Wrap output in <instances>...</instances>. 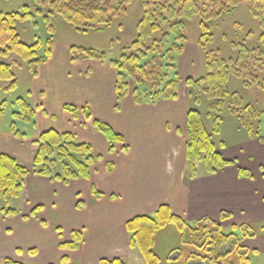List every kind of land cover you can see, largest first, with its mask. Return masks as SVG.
I'll return each instance as SVG.
<instances>
[{
    "label": "trees",
    "instance_id": "1",
    "mask_svg": "<svg viewBox=\"0 0 264 264\" xmlns=\"http://www.w3.org/2000/svg\"><path fill=\"white\" fill-rule=\"evenodd\" d=\"M135 0H34L38 7L36 15H44L48 21L51 17L60 16L71 24L77 32L86 34L89 31H100L110 28L116 20L129 15V8ZM144 13L136 25L137 37L126 48L118 59H109L105 52L95 49H83L72 46L71 60L77 63L83 60L109 62L116 70L115 110L120 111L122 102L131 94L138 106H156L164 101H176L179 98L178 58L184 53L189 41L186 34L185 21L199 17L200 36L196 40L199 49L205 53L207 73L200 79H188L186 85L190 91L194 105L201 104L205 96L212 101L211 111L222 112L225 100L230 97L229 83L232 76L248 79L253 77L250 62L256 68H263L261 58L263 52L251 50L254 56L243 49L237 62L218 59V51L209 49L214 43L211 33L213 23L225 15H230L246 5L250 15L259 23L264 31V0H141ZM46 10V14L43 11ZM35 14L29 6L20 12H0V88L1 83H8L5 93L16 91L18 80L13 65L3 61L13 55L22 59L30 74L37 77L42 65L51 58L54 46L53 36L45 42L37 40L32 45L24 43L18 33L19 23L32 21ZM49 32L54 34L50 25ZM264 42V33L261 37ZM242 48H245L242 46ZM246 49V48H245ZM211 50V51H210ZM42 54V55H41ZM245 57V58H244ZM243 73V74H242ZM254 78V77H253ZM255 79V78H254ZM255 81V80H254ZM264 91V81L261 82ZM131 88L133 90L131 91ZM30 96L31 94L28 93ZM238 94H232L230 112L239 119L246 128L249 137L264 142L263 125L264 109L257 111L243 105ZM17 111L13 113L15 121L35 125L36 109L27 98L16 101ZM7 109V102H0V129ZM64 110L78 120L81 116L92 124L108 144V154L115 152L116 146L122 144L126 151L125 138L117 133L109 124L94 119L92 110L85 106L81 109L74 105H65ZM258 120V127L254 125ZM222 118L215 119L212 131L207 128L205 116L195 108L187 113V141L185 159L188 168V180L199 176V167L203 166L208 175H217L236 162L225 157L226 143H217L216 136L222 132ZM11 134L18 139H26V134L19 131L16 123L10 127ZM37 154L32 162L35 175L49 178L68 185L71 181L90 180L92 168L103 158L95 156L93 147L86 143H78L72 133L60 134L49 130L40 134L35 142ZM108 171L113 164L107 163ZM58 171V172H57ZM240 177L252 178L248 170L238 168ZM29 172L20 162L10 155H0V202L5 204L2 215L14 217L20 214L11 207L13 201L23 195L25 181ZM97 198L103 195L93 190ZM79 208L82 204L79 203ZM41 208L32 212L37 217ZM231 215L222 212L218 220L204 217L190 223L176 216L171 208L162 205L151 216L136 217L127 223L129 245L137 249L147 264H254L253 257L257 252L244 243L259 237V228L255 224L235 225L233 232L224 231V222ZM168 227H174L178 242L166 257L158 252V239ZM264 233V226L260 229ZM84 241L82 232L71 233V242L64 243L61 248L76 251ZM30 255L35 251H29ZM0 264H24L5 259ZM61 264H70L63 259ZM100 264H126L123 259H103Z\"/></svg>",
    "mask_w": 264,
    "mask_h": 264
},
{
    "label": "crops",
    "instance_id": "2",
    "mask_svg": "<svg viewBox=\"0 0 264 264\" xmlns=\"http://www.w3.org/2000/svg\"><path fill=\"white\" fill-rule=\"evenodd\" d=\"M70 49L54 43L51 58L41 66L37 77L32 76L38 94L33 90L27 99L36 109L34 127L38 138L49 130L60 134L72 133L79 142L91 145L95 156L103 159L92 168L90 180L71 181L68 185L35 175L33 171L28 174L23 195L18 199L20 208L17 211L20 214L14 217L2 215L10 219L11 224L0 220L2 261L8 258L22 262L21 259H26L24 255H29L30 260L46 264H61L63 259L70 264H100L103 259H123L128 264L140 253L130 248L128 221L151 216L162 205L169 206L176 216L190 223L204 217L218 220L222 212L235 217L237 226L264 220V142L250 138L245 143H237L244 144L238 145L240 154L253 148L256 155H261L259 161H263L257 163V166L260 165L258 179L254 176L240 177L238 168L248 170V167L239 164L217 175L207 176L203 180L197 177L185 184L177 165V153L170 150V138L160 129L162 117L143 110L154 106H138L130 95L122 102L121 110L116 111L117 76L114 67L109 62L89 59L73 63ZM18 64L17 67H22L21 63ZM180 85L176 101H164L157 105L169 107L178 103ZM67 104L78 108L89 107L95 119L109 124L125 138V142L129 143L125 145L127 150L118 144L115 152L108 154L105 138L93 127L83 130L73 126L79 120L64 110ZM181 113V109L176 108L174 114L165 117H177ZM56 114L60 119H55ZM41 120L49 123L39 128L38 122ZM38 138L27 136L26 139H18L10 130L0 129V155L15 157L20 164H32L37 154L35 142ZM97 148L102 152L97 153ZM158 149H161L162 155ZM228 150L227 146L225 157L234 161ZM105 163H112L113 170L108 171ZM93 190L103 197L97 198ZM84 191H88L85 196ZM79 203L82 204L81 208L78 207ZM38 207L41 211L37 217H33L31 214ZM67 219L68 222L73 220L74 225L66 238L62 224ZM55 225L56 231L53 232ZM74 231L84 235L79 249L72 251L61 248L62 244L71 242ZM29 251H35V254L30 255Z\"/></svg>",
    "mask_w": 264,
    "mask_h": 264
},
{
    "label": "rangeland",
    "instance_id": "3",
    "mask_svg": "<svg viewBox=\"0 0 264 264\" xmlns=\"http://www.w3.org/2000/svg\"><path fill=\"white\" fill-rule=\"evenodd\" d=\"M24 6H29L32 12L35 14L34 20L19 23L17 26L18 33L24 43L32 45L37 40H42L45 42L50 38V36H53L54 43H56L58 47L70 48L75 46L83 49H95L97 51L105 52L109 59H118L121 54H123L124 50L128 48L136 39V25L144 13L142 1L135 0L131 4L129 8V15L126 18L116 20L110 28L102 29L100 31H89L86 34H81L60 16L51 17L47 21L44 15H36L35 12L38 7L35 5L34 0H0V12L3 13L20 12ZM45 12L46 10L43 11V14H46ZM185 23L186 34L189 38V41L185 45L186 52H184V54L179 59L180 69L178 70L180 72L179 81L181 84L180 99L178 100V103L172 104L169 107L163 104L154 106L152 108H143V110H149L158 113L159 117H162L161 122H159L160 129L170 138V142L172 144H170V150H173V153L178 154H175L179 160L177 165L181 169L185 184L190 182L188 180L189 173L185 159L187 141L186 116L190 108H195L202 112V114L205 116L207 128L210 131H212L214 128L215 119L218 116L222 118V132L220 136L215 137V141L217 143H226L229 149L228 154L232 159L235 158L234 161L236 164L245 165V167H248L247 169L250 171V174L252 173L251 175L254 176L255 179H258L260 177V165L257 166V163H262L263 160L259 161L262 159L261 155H256L253 148H249L244 152L242 151V155L240 154L238 145L244 144L237 143H245L251 139L246 128H244L239 122V119L231 115L230 107L232 94H238L244 103L241 107H237V109L244 110L247 106H250L257 111L264 109V91L262 90L261 86V82L264 81V67L256 68L253 61H251L250 72L255 79L253 77L244 79L232 76L229 83L231 94L230 97L225 100V107L221 113L217 111H211L209 109L212 101L208 100L205 96L202 97L200 105H194L193 99L190 96V91L186 86V81L190 78H203L207 73V69L205 65V53L199 49L196 43V40L201 34L199 29V17L187 20ZM50 25L54 28L53 35H51L49 32ZM211 33L214 37V43L213 45H210L209 49L213 50L214 52L218 51L219 60H226L227 62L232 61V65L238 67L237 59L240 52H243V49L249 52V58L254 56L253 53L251 54V50L259 49L263 52V56L261 58L264 62V42L261 39L264 31L260 28L259 23L250 15L246 5L242 6L236 12L230 15H225L221 19L215 21L213 23ZM242 46H244L246 49L242 48ZM16 60L22 64V67L13 65V70L18 80L17 90L5 93L4 90L9 84L1 83L0 102H7V109L4 119L1 122V129L2 131L10 130L12 123H16L18 130L26 134L29 138H38L37 130L34 125L21 121H15L13 117V113L17 111V99L27 98L28 93L33 90L35 91L36 95L38 94L37 85L34 83L27 64L15 55L7 59H3V61L9 64H13L14 62L16 63ZM132 90L133 88H131V91ZM130 98L133 100L132 94ZM34 103H36V98H34ZM176 108L181 109L182 113L180 115L177 117H172L171 115L165 117L170 113L174 114ZM146 114L149 115V113H144L143 115ZM55 119H60L59 114L55 115ZM47 120H49V118H47ZM78 120L79 122H76L73 125L76 128L88 130L92 127V124L87 122L83 116H81ZM258 120L259 119H254V125L256 127L259 125ZM260 121L263 125L264 135V118H261ZM46 122H43L42 120L39 121V128L43 127V124H46ZM53 122H55V120H53ZM141 126H143V124H141ZM178 131L180 132L178 133ZM93 133L96 134L95 131H93ZM77 141L79 143L78 139ZM96 152L101 153L102 150L97 148ZM158 152H160L162 155L161 149H158ZM21 165L26 168L29 173L32 172L31 163H26L25 165L21 163ZM117 165L119 167L118 163ZM260 171L262 172V169ZM199 173L200 174L198 178H201L200 180L206 179L207 176H210L205 172L203 166L199 167ZM87 192L88 191H84V196ZM19 206L20 202L18 200L13 201L11 204V207L16 210L20 208ZM4 207L5 204L0 202V220H4L2 222H5V224H11L12 221H10V219L2 216V209ZM69 219L63 220L64 224H62L66 238L70 234V228L74 225L73 220L68 222ZM236 224L237 219L235 217L233 218L231 215V218L224 222V231L226 233L233 232V226ZM255 225H257L259 228V237L253 240H248L244 244L247 245L249 249L258 253V255L253 257L254 264H264V233L262 230H260L264 226V220L259 223H255ZM56 227L57 225L52 228L53 232L56 231ZM177 242L178 237L175 233V228L168 227L159 236V254L162 257H166L167 254L176 247ZM137 254V258H134V260L130 259L128 264H147L144 257L140 253ZM24 256L26 259H21L24 264H46L42 261L37 262L30 260L31 257L29 255ZM1 261L2 259L0 258V262ZM80 263L81 262H77L76 264Z\"/></svg>",
    "mask_w": 264,
    "mask_h": 264
}]
</instances>
